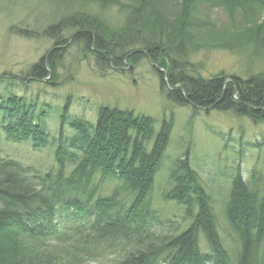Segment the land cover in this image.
Listing matches in <instances>:
<instances>
[{"label": "trees", "instance_id": "trees-1", "mask_svg": "<svg viewBox=\"0 0 264 264\" xmlns=\"http://www.w3.org/2000/svg\"><path fill=\"white\" fill-rule=\"evenodd\" d=\"M48 1L63 12L42 33L53 46L30 67L33 81L59 87L57 70L76 46L100 70L122 72L147 60L164 98L193 115L216 111L264 123V72L242 79L186 71L187 59L200 49L264 54V0ZM102 7L118 10L115 23L100 17ZM215 8L231 21L240 13L241 25L209 45L207 15ZM13 80L0 75V87ZM72 101L68 96L52 106L0 95V143L53 155L47 169L0 158V264H264V187H248L239 168L232 178L225 218L239 247L231 257L211 198L190 164V143L169 167L170 188L162 196L180 209L179 220L164 226L151 207L173 116L155 119L99 106L89 122L70 115ZM96 177L117 183L103 195Z\"/></svg>", "mask_w": 264, "mask_h": 264}, {"label": "rangeland", "instance_id": "rangeland-1", "mask_svg": "<svg viewBox=\"0 0 264 264\" xmlns=\"http://www.w3.org/2000/svg\"><path fill=\"white\" fill-rule=\"evenodd\" d=\"M117 11L113 7H102L100 17L115 23ZM62 12L51 6L48 0H0V75L14 78L0 87V95H24L52 106H61L71 96L70 115L89 122L95 121L99 106L133 111L155 119L173 116L174 128L149 196L151 207L163 218L164 226L179 220L180 209L174 204L164 203L162 196L170 188L169 167L182 156L190 143V164L211 198L217 230L233 257L239 244L228 229L225 206L238 168L248 187H264V123L255 124L247 118L216 111L200 110L193 115L190 108L176 106L164 98L159 90L158 76L147 60H142L135 68L125 67L122 72L100 70L94 59L82 57L76 46L69 48L57 70L59 87L33 81L29 76L30 67L53 46V42L42 33L46 25L62 17ZM204 16L205 13L201 17ZM207 18L209 25L206 26L205 42L209 45L213 39L241 25L240 13L231 21L221 8L209 10ZM25 31L28 37L22 36ZM187 63V72L204 78L223 72L227 76L245 79L264 72V54H254L249 49L238 53L215 48L200 49L187 59ZM49 131L58 133L57 128H49ZM65 133L72 134L67 126ZM145 145L151 149V143ZM6 157L44 169L53 162L50 150L35 151L23 145L1 142L0 158ZM111 179L108 177L99 182L100 177L95 178L103 195L116 185L117 181ZM200 246L205 252L203 239H200Z\"/></svg>", "mask_w": 264, "mask_h": 264}, {"label": "bare ground", "instance_id": "bare-ground-1", "mask_svg": "<svg viewBox=\"0 0 264 264\" xmlns=\"http://www.w3.org/2000/svg\"><path fill=\"white\" fill-rule=\"evenodd\" d=\"M229 114H231V113H229ZM234 116V115H233Z\"/></svg>", "mask_w": 264, "mask_h": 264}]
</instances>
